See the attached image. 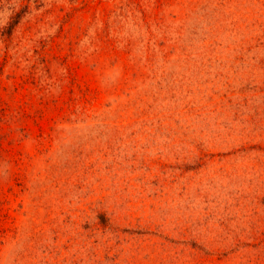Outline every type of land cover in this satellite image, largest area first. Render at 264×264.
<instances>
[{
    "label": "rangeland",
    "instance_id": "obj_1",
    "mask_svg": "<svg viewBox=\"0 0 264 264\" xmlns=\"http://www.w3.org/2000/svg\"><path fill=\"white\" fill-rule=\"evenodd\" d=\"M0 264H264V0H0Z\"/></svg>",
    "mask_w": 264,
    "mask_h": 264
}]
</instances>
